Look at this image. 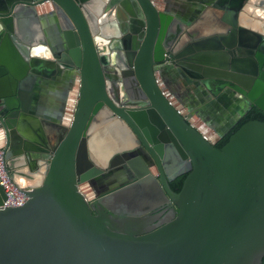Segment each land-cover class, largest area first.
Segmentation results:
<instances>
[{
	"label": "water",
	"instance_id": "95a60500",
	"mask_svg": "<svg viewBox=\"0 0 264 264\" xmlns=\"http://www.w3.org/2000/svg\"><path fill=\"white\" fill-rule=\"evenodd\" d=\"M220 1L189 24L163 0H0V151L26 197L2 207L0 186V264H261L264 122L215 145L264 114V0ZM111 39L125 59L110 62ZM170 68L233 90L238 118L189 114ZM53 73L65 89L49 116L33 92Z\"/></svg>",
	"mask_w": 264,
	"mask_h": 264
},
{
	"label": "crops",
	"instance_id": "0c3cea01",
	"mask_svg": "<svg viewBox=\"0 0 264 264\" xmlns=\"http://www.w3.org/2000/svg\"><path fill=\"white\" fill-rule=\"evenodd\" d=\"M200 1H205L206 4L209 5L210 2H215L216 0H163L162 5L164 8L167 7L170 13H174V15L183 19L185 23L190 24V22H192L193 19L196 18L198 15L197 6L200 5ZM50 10H46L40 13V16H42L43 18L42 20H40L41 35L47 43H52L60 33L56 17L54 15L51 16ZM38 78L40 81L38 84L35 85V87H37L40 91L37 92V108L41 106L39 107V111L41 112V114H46L50 116L53 113H57L56 111L59 110L62 104V92H64L65 85L63 84L62 77L59 75L52 74L48 76H38ZM176 89L179 91L178 88ZM180 93L185 98L188 95V93L182 89ZM190 94L194 93L190 92ZM186 99L190 102V98L187 97ZM190 104L192 103L190 102ZM196 108L198 107H194L192 105V111L189 112V114L196 111H200V114H202V116H204L205 118H210L212 116L211 113L206 112L204 109L197 110ZM237 108L238 104L235 100V97L233 95H229L227 97V102L223 104L222 107H220L219 112L215 115L217 116V128L222 127L224 124H228V119L233 121L238 118ZM223 114L226 115V118L222 116ZM233 125L234 124L229 125V129H231ZM209 130L211 131L210 128Z\"/></svg>",
	"mask_w": 264,
	"mask_h": 264
},
{
	"label": "flooded vegetation",
	"instance_id": "af4514ba",
	"mask_svg": "<svg viewBox=\"0 0 264 264\" xmlns=\"http://www.w3.org/2000/svg\"><path fill=\"white\" fill-rule=\"evenodd\" d=\"M214 3H221L220 0H216ZM205 5L207 6L208 4H206L205 2ZM100 8V6H99ZM202 13V12H200ZM181 19V18H180ZM183 20V19H182ZM114 46H121V43L119 42H116V40L114 39H111L110 41H108V45L107 47L110 48V50L108 51V54H107V57L110 59V62H113L112 58H111V54H117V53H120L122 58L125 59V54H124V51L121 49V50H112V48ZM122 47V46H121ZM119 59V58H118ZM120 60V59H119ZM116 60H114L115 62ZM118 62H122L121 60L118 61ZM127 64V63H126ZM171 69V68H170ZM174 71V68H172L169 72L172 73L171 76L169 77L172 81V86L176 87L179 89V91L181 92V89L182 90H185L188 95L187 97L190 98V102L192 103V105L195 107H198L196 108L197 110H200V109H204L206 112H209L212 114V116H215L216 113L219 112L220 110V107L223 106V104H225L227 102V97L229 95H233V93H231L233 90L231 89H228V88H224L223 90L219 91L220 93L217 94L216 96H213L209 91L208 89H206L203 84H201L198 80H195V79H192V78H187V77H184L182 76V72H172ZM119 73L120 70H118ZM116 74V76L118 77H121L120 74ZM54 75H56V73H53ZM35 92H40L38 89L35 91ZM180 92H177V93H180ZM190 92H193L194 94H190ZM227 92V93H225ZM229 92V93H228ZM234 96L237 97V95L234 94ZM186 97V98H187ZM237 102V101H236ZM239 103V102H238ZM241 105L238 104V108L240 107ZM216 107V109H215ZM217 112H216V111ZM252 110V109H251ZM250 111V110H249ZM248 111V112H249ZM246 112V114L248 113ZM244 114L243 117L246 115ZM242 117V118H243ZM241 118V119H242ZM240 119V120H241ZM236 121V123H234V125L232 126V128L240 121ZM231 128V129H232ZM229 129V128H228ZM229 129L228 132L231 130ZM227 132V133H228ZM2 152V151H1ZM128 159V158H127ZM126 167V168H125ZM124 172H126V174H131L130 170L128 169L127 165H124ZM132 175V174H131ZM180 178V177H179ZM178 179V178H177ZM175 181V180H174ZM172 183V182H171ZM164 208H162L160 211H162ZM167 210V209H166ZM159 211V212H160Z\"/></svg>",
	"mask_w": 264,
	"mask_h": 264
},
{
	"label": "built area",
	"instance_id": "2783aa9c",
	"mask_svg": "<svg viewBox=\"0 0 264 264\" xmlns=\"http://www.w3.org/2000/svg\"><path fill=\"white\" fill-rule=\"evenodd\" d=\"M0 186L3 188L5 193V200L3 201L2 207H19L25 203L26 197L11 182L9 175L5 170V166L3 163V153L1 151H0Z\"/></svg>",
	"mask_w": 264,
	"mask_h": 264
},
{
	"label": "trees",
	"instance_id": "16d2710c",
	"mask_svg": "<svg viewBox=\"0 0 264 264\" xmlns=\"http://www.w3.org/2000/svg\"><path fill=\"white\" fill-rule=\"evenodd\" d=\"M253 120H257V121H261L264 122V114L261 113L260 111H258L257 109H252L250 110L216 145L215 147L217 149H220L229 139V137L235 132L237 131L243 124H245L248 121H253ZM185 176H182L178 179H176L175 181H173L172 183L169 184L171 190L173 192H179L183 180H184ZM261 264H264V257L262 259Z\"/></svg>",
	"mask_w": 264,
	"mask_h": 264
}]
</instances>
